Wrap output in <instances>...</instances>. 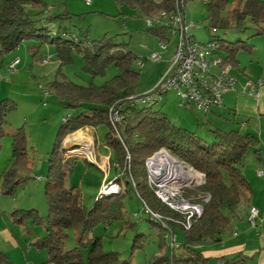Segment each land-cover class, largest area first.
Masks as SVG:
<instances>
[{
	"label": "trees",
	"instance_id": "16d2710c",
	"mask_svg": "<svg viewBox=\"0 0 264 264\" xmlns=\"http://www.w3.org/2000/svg\"><path fill=\"white\" fill-rule=\"evenodd\" d=\"M184 1L186 4L192 0ZM118 3L135 9L139 17L154 18L160 12H171L175 0H118ZM205 4L206 20L211 30L227 29L230 22H233L235 29L243 32L248 22L254 37L264 36V1L207 0ZM229 4L232 8L228 10ZM42 5L40 0H0V54L11 52L25 39L35 38L56 45L60 65L72 63L75 52L82 55L85 70L92 75H103L106 67L111 65L119 72L101 86H80L64 78L55 80L49 86L50 92L56 94L66 108L75 110V114L64 118L47 159L48 171L44 182L47 202L45 235L35 243L37 248L46 251V264H131L121 260L117 253L102 251L100 237L90 236L97 226L108 225L122 216V200L130 190L136 193L143 206L150 211L165 219L178 218L155 198L144 181V161L160 149H165L172 157L205 175L202 187L195 191L186 190L184 195L193 197L195 192H199L201 195H209V201L203 205L201 218L188 231L167 220V226L173 232L179 228L183 233V244L180 245L183 255L179 258L173 255L162 257L155 264H248L240 256H235L232 260L223 257L212 261L204 258L199 248L219 242L231 227L236 206L248 199L251 187L242 168L247 153L256 148L258 141L239 131L224 132L216 129L211 130L214 142L207 144L194 133L172 125L152 106L137 104L143 105V108L138 109L137 105H129V98L136 96L134 87L138 74L132 70L135 57L128 51L117 50L122 46L105 38L88 43L83 52L74 38L67 39L65 34L59 38L50 37L43 25H40L43 19L35 17L41 15L40 11L38 14H28L24 9L25 6H30L41 10ZM147 30L158 41L166 40V30ZM214 40L219 43V55L223 63L232 68L238 64L237 55L240 52L251 54L253 50L248 42L230 43L217 37ZM122 100L124 103H121ZM115 103L121 106L123 125L120 137L112 132L107 117L109 107ZM14 108V104L8 100L0 102V140L4 136L7 116ZM99 126L108 128L104 138L106 145L115 154L113 163L117 164L120 172L124 170L129 175L126 176L124 172L121 173V179L116 178L115 182L124 183V189L120 193L102 197L99 195L93 207L87 210L82 204L78 188L66 186L65 179L70 174L75 159H67L62 155L61 143L68 134ZM253 152L258 157L259 151ZM10 161L0 178V191L7 196L12 195L17 187L29 179L22 128L17 129L12 136ZM126 177H130L134 185L129 180L125 181ZM12 216L18 224L29 216H33L36 222V215L32 210L14 211ZM68 232H72L75 239V247L72 249L65 248ZM80 247L87 248L85 261L81 257ZM0 264H12L2 252Z\"/></svg>",
	"mask_w": 264,
	"mask_h": 264
},
{
	"label": "rangeland",
	"instance_id": "374dc122",
	"mask_svg": "<svg viewBox=\"0 0 264 264\" xmlns=\"http://www.w3.org/2000/svg\"><path fill=\"white\" fill-rule=\"evenodd\" d=\"M40 1L43 4L41 10L30 6H25L24 9L28 14H38L40 11L41 15L35 17L43 19L40 25H43L50 37L59 38L65 34L67 39L74 38L83 52L88 43L105 38L117 46H122L117 50L130 52L135 57L132 70L138 74L134 87L136 95L151 91L166 71L174 52L175 40H171L170 48L161 51L158 39L147 30L145 18L139 17L137 11L127 4H120L118 0H90L89 4H86L85 0ZM206 1L192 0L185 4L186 20L194 25L189 29V33L197 42L205 43L215 37L230 43L248 42L252 46H259L260 54H264V36L254 37L248 22L243 32H238L233 22H230L227 29L211 30L206 20ZM231 8L229 4L227 9ZM154 53L160 54L159 60L150 59ZM48 56L52 57L43 64V60ZM251 57L252 54L245 52L237 55L238 64L230 70L233 79L238 80L237 76L242 75L243 67ZM15 59L19 60V65L16 72L10 74L7 68ZM139 61L142 62L140 67ZM85 67L82 55L75 52L72 63L60 65L56 45L35 38L25 39L11 52L0 54V102L8 100L15 106L7 116L4 136L0 140V178L11 163L12 136L19 128L23 129L25 135L26 161L29 166V179L17 187L12 195H3L0 191V223L9 228L14 239L12 244L0 237V252L4 253L12 264H46L48 260L46 251L35 246L45 235L47 202L44 182L48 171L47 159L64 118L75 114V110L66 108L56 94L50 92V84L64 78L80 86H101L119 73L112 65L106 67L103 75H92ZM122 102L124 103L123 100ZM116 105L115 103L109 107L107 117L112 132L116 137H120L123 125L120 108L117 118L119 121L111 118L114 108L118 107ZM149 106L155 111H160L172 125L194 133L207 144L214 142L211 130L240 131L241 134L244 132L239 127L240 123L245 121L244 117L233 114L214 115L210 112L204 114L195 109L179 108L173 91L163 94L161 101ZM137 108H143V105H137ZM107 132L108 128L105 126L96 129L85 128L83 131L66 135L61 143L62 155L67 159H75L73 168L65 179L66 186L78 188L82 204L87 210L93 207L103 184L107 186L117 177L121 179L124 172L126 176L129 175L127 171L120 172L113 167L115 154L106 145L104 137ZM251 154L250 150L248 156ZM99 160V167L106 172L96 164ZM144 173V181L148 185L146 170ZM37 178H41V181ZM124 179L134 185L130 177ZM115 185L119 189L117 193L124 189V183L115 182ZM195 193L192 198L197 199L201 194ZM122 204V216L119 219L111 221L108 225L97 226L90 235L100 237L102 251L117 253L121 260L131 264H155L156 260L162 257L173 255L179 258L183 255L180 247L170 248V238H164L165 231L144 214L143 204L133 190L125 194ZM31 210L36 215V222L33 216H29L23 223L18 224L12 216L14 211ZM229 231L228 229L222 236L223 243L230 238ZM174 234L177 244L182 245V231L176 228ZM74 247V236L72 232H68L65 248ZM203 247L210 249L222 246L212 244ZM79 251L85 261L87 248L80 247ZM232 258L229 257V260Z\"/></svg>",
	"mask_w": 264,
	"mask_h": 264
},
{
	"label": "built area",
	"instance_id": "2783aa9c",
	"mask_svg": "<svg viewBox=\"0 0 264 264\" xmlns=\"http://www.w3.org/2000/svg\"><path fill=\"white\" fill-rule=\"evenodd\" d=\"M85 2L89 4L90 0ZM145 25L147 29L166 30V40H159L161 51L171 47L172 39L176 44L168 67L155 87L148 93L129 98V105H153L161 101L163 94L173 91L179 108L195 109L208 114L213 108L221 107L223 96L234 91L236 80L230 76L231 67L224 64L219 55V43L214 39L199 43L189 33V29L194 25L186 20L185 1L175 0L171 12H160L154 18H145ZM49 57L52 56H48L42 63L46 64L50 60ZM150 59L157 61L160 54L154 53ZM18 64V59L13 60L7 68L8 72L15 73ZM138 65L140 67L142 62L139 61ZM262 84L264 82L261 80L247 81L244 85L246 94L258 98ZM120 107L114 108V114L111 116L116 122L119 121L117 118ZM113 167L117 168V164H113ZM144 168L148 185L155 198L178 218L165 219L150 211L145 205L143 212L150 221L165 231L164 238L167 236L170 238V248L177 249L180 245L176 242L173 230L167 226V220L188 231L201 218L203 205L209 201V195L194 199L192 196L186 197L184 192L202 187L205 184V175L187 163L173 158L165 149H160L146 158ZM257 175L264 176V172L258 171ZM37 179L40 181V178ZM115 180L102 187L99 194L101 197L117 194L119 189L115 185ZM260 222L258 210L250 207L247 215L248 225L256 228Z\"/></svg>",
	"mask_w": 264,
	"mask_h": 264
},
{
	"label": "crops",
	"instance_id": "0c3cea01",
	"mask_svg": "<svg viewBox=\"0 0 264 264\" xmlns=\"http://www.w3.org/2000/svg\"><path fill=\"white\" fill-rule=\"evenodd\" d=\"M153 1L159 2V0ZM258 48L259 46L253 45L251 53L253 57L244 65L242 75L237 76L238 80H236L234 91L223 96L221 107L213 108L210 111L214 115L233 114L244 117L245 121L239 125L245 132L242 134L254 137L258 141L254 150L259 151L258 157L254 154V150H251L250 156L247 153L245 157L242 173L251 187V193L246 201L240 202L235 208V217L229 229L230 238L225 243L222 240L212 243L222 246L219 248H199L201 255L212 261L223 257L229 259V257L240 256V258H245L248 264H264V176L257 175L258 171L264 172V84L260 88L261 94L258 98L248 96L244 88L245 83L249 80L264 82V54L261 55ZM262 53H264V49H262ZM99 162L100 160L96 163L98 167ZM99 169L101 168L99 167ZM250 207L258 210L261 220L256 228L250 227L247 223ZM0 237L2 240L14 244L11 231L2 223H0Z\"/></svg>",
	"mask_w": 264,
	"mask_h": 264
},
{
	"label": "bare ground",
	"instance_id": "6f19581e",
	"mask_svg": "<svg viewBox=\"0 0 264 264\" xmlns=\"http://www.w3.org/2000/svg\"><path fill=\"white\" fill-rule=\"evenodd\" d=\"M79 136H80V135H79ZM79 136H77V137H79ZM80 138H81V136H80ZM80 138H79V139H80ZM81 151H82V155H84V154H83V151H84V150L82 149Z\"/></svg>",
	"mask_w": 264,
	"mask_h": 264
},
{
	"label": "water",
	"instance_id": "95a60500",
	"mask_svg": "<svg viewBox=\"0 0 264 264\" xmlns=\"http://www.w3.org/2000/svg\"><path fill=\"white\" fill-rule=\"evenodd\" d=\"M76 157H78V156H76Z\"/></svg>",
	"mask_w": 264,
	"mask_h": 264
}]
</instances>
